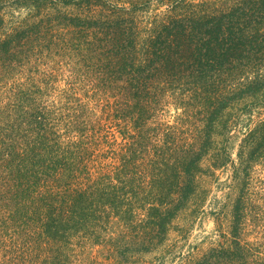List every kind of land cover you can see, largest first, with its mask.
Masks as SVG:
<instances>
[{
  "label": "trees",
  "instance_id": "1",
  "mask_svg": "<svg viewBox=\"0 0 264 264\" xmlns=\"http://www.w3.org/2000/svg\"><path fill=\"white\" fill-rule=\"evenodd\" d=\"M52 55L84 93L72 83L39 112L27 85L5 86L0 198L14 205L0 210V252L28 247L33 234L61 251L66 240L96 245L108 227L133 228L100 244L112 243L116 264H137L125 249L165 243L172 221L208 194L202 181L233 164L227 135L248 116L243 124L256 125L221 210L227 232L178 264H264V208L246 198L264 157V119L251 123L264 107V0H0V87ZM166 105L180 114L158 135Z\"/></svg>",
  "mask_w": 264,
  "mask_h": 264
},
{
  "label": "rangeland",
  "instance_id": "2",
  "mask_svg": "<svg viewBox=\"0 0 264 264\" xmlns=\"http://www.w3.org/2000/svg\"><path fill=\"white\" fill-rule=\"evenodd\" d=\"M66 65L64 61H61V56L53 58V55L49 59L44 57L35 58L28 64H24L13 72V76L11 75L8 81L3 84V88L0 87V102H4L3 99H6L7 96L6 92L9 88L6 90L5 86L11 83L13 84L14 82L15 84H23L29 87L27 90H30V96L35 98L34 105L37 106L39 112H45L52 106V102H55V106L59 104L65 86L71 85L72 83L74 86L78 85L76 92L82 95L84 90L80 89L81 87L79 86H84V83L81 81V77L78 78L71 75L69 72L71 69ZM66 97L63 96V98ZM96 105L99 104L92 102L89 107L91 108L92 106L94 108ZM167 105L165 112L152 124L157 129L158 135H160L164 125H174L176 117L180 114V112H176L174 106L167 107ZM246 118L248 116L244 117L239 124L232 128L229 136L227 135V138L230 139V143L232 142L233 146L231 150H228L233 164L217 170L214 178L212 177L209 180L205 179L202 181L208 194L204 196L205 199H202L201 195L200 199H202V202L199 204L198 201L200 199L193 200L194 204L199 208L194 209L193 207L195 205L192 203L186 212L172 221V225L167 229L165 243L158 250H151L150 253L144 252L142 254L136 251L135 248L137 247L135 246L134 249L131 248L132 250L127 247L125 252H123L125 253L126 260L136 255L138 260L137 264H178L180 262L179 260L183 256H186L189 251H192L195 255H200L209 248L217 247L218 243L223 240L219 233L221 229L227 232L228 221L221 210L225 207V194L231 190L230 186L234 182L232 181L235 177L233 165L241 167V162L237 156L240 151L241 141L245 132L256 125L243 124L249 121ZM260 119H264V107L253 113L251 123L258 122ZM86 125L90 126L89 128H93L95 124ZM101 125L103 128L105 126L109 127V131L115 135L111 140L117 139L120 141L119 134L116 128L114 126L112 127V124ZM178 128L181 127L178 126ZM250 174V188L249 193L246 194L247 201L252 208L263 209L264 157L252 165ZM238 178L241 179L240 176ZM1 194L3 197L4 194ZM13 205L12 198H0V210L3 207H13ZM2 218L3 220L7 218V214L0 213V220ZM133 222L139 223L138 220ZM136 225L132 223L130 226L134 227ZM118 232L116 229L113 230L108 227V231L100 235L101 240L96 245H90L84 241L80 243L78 239H71L67 243L66 240L65 243H61V251H55V247L53 248V246L47 248L45 241L33 234V238L27 241L28 247L15 251H1L0 264H116L115 254H111L109 248L112 243L110 242L104 245V243L100 244V242L108 241L117 236L124 238L123 236L129 235L128 237L131 238L132 235L137 233L133 228L129 230L121 229L120 235ZM247 237L248 240H253L250 233H248ZM126 242H130V239ZM55 245H60V243H56ZM21 250H24V252Z\"/></svg>",
  "mask_w": 264,
  "mask_h": 264
}]
</instances>
